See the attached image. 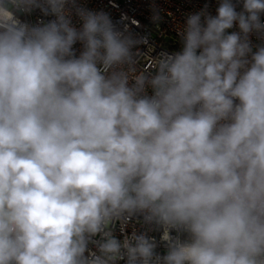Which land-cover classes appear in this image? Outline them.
I'll use <instances>...</instances> for the list:
<instances>
[{"label":"clouds","instance_id":"obj_1","mask_svg":"<svg viewBox=\"0 0 264 264\" xmlns=\"http://www.w3.org/2000/svg\"><path fill=\"white\" fill-rule=\"evenodd\" d=\"M239 3L145 71L124 16L0 0V264H264V0Z\"/></svg>","mask_w":264,"mask_h":264},{"label":"built area","instance_id":"obj_2","mask_svg":"<svg viewBox=\"0 0 264 264\" xmlns=\"http://www.w3.org/2000/svg\"><path fill=\"white\" fill-rule=\"evenodd\" d=\"M85 2L89 8L104 9L110 12L116 20H120L124 16V23L129 28L136 33L148 36L149 45H145L141 49V65L143 70L147 71L154 67V60L162 51L179 50L181 46L179 33L187 13L200 11L207 4L208 12L214 16L219 0H85ZM152 5L161 10L162 20L157 23H153L151 19ZM240 10H242V0L237 7V11ZM22 19L30 24H37L40 20L50 19V17H43L37 10L29 16L22 17ZM261 20L264 21V14L261 15ZM73 22L77 27L80 26L75 17ZM238 30V26H234L227 31L230 33ZM250 39L254 46L253 51L256 50L255 46L264 45V40L259 39L255 34ZM75 48L79 50L81 45L77 43ZM77 54L79 53L77 52ZM136 228L139 231H144L140 225H136ZM125 231L127 234H131L132 226H128ZM116 235L123 239V234L119 232L118 228ZM148 235L159 244L162 231H150ZM158 251L163 253L162 245L158 247ZM120 264H124V261H121Z\"/></svg>","mask_w":264,"mask_h":264}]
</instances>
